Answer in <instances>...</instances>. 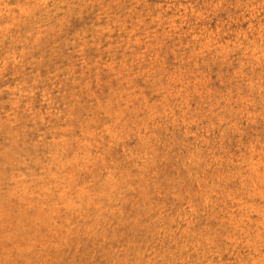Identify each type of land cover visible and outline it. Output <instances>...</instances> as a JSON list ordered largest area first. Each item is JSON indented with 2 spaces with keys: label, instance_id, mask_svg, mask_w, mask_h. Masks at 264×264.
<instances>
[{
  "label": "rangeland",
  "instance_id": "1",
  "mask_svg": "<svg viewBox=\"0 0 264 264\" xmlns=\"http://www.w3.org/2000/svg\"><path fill=\"white\" fill-rule=\"evenodd\" d=\"M0 264H264V0H0Z\"/></svg>",
  "mask_w": 264,
  "mask_h": 264
}]
</instances>
